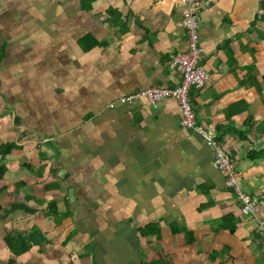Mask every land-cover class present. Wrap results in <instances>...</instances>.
<instances>
[{"label": "crops", "instance_id": "crops-1", "mask_svg": "<svg viewBox=\"0 0 264 264\" xmlns=\"http://www.w3.org/2000/svg\"><path fill=\"white\" fill-rule=\"evenodd\" d=\"M183 11L180 0H0V144L16 145L0 155V264L11 232H38L18 264H264L255 218L174 97L118 102L181 82ZM199 35L198 123L232 153L242 190L264 196V0H216Z\"/></svg>", "mask_w": 264, "mask_h": 264}, {"label": "built area", "instance_id": "built-area-1", "mask_svg": "<svg viewBox=\"0 0 264 264\" xmlns=\"http://www.w3.org/2000/svg\"><path fill=\"white\" fill-rule=\"evenodd\" d=\"M215 1L180 0L184 6L183 26L187 30L189 48L186 53L174 56L171 67L181 75V82L175 87H151L138 90L120 97L118 102L126 105L143 102L156 108L169 97H174L183 113L182 126L200 135L212 149L214 166L226 176L227 185L237 190L239 200L243 204L241 214L255 218L256 232L264 239V196L252 195L242 190L237 179L238 172L232 153L219 141L216 130L198 123L192 99V90L203 88L208 80V75L201 64L203 50L200 46L199 28L202 11L209 8Z\"/></svg>", "mask_w": 264, "mask_h": 264}, {"label": "trees", "instance_id": "trees-1", "mask_svg": "<svg viewBox=\"0 0 264 264\" xmlns=\"http://www.w3.org/2000/svg\"><path fill=\"white\" fill-rule=\"evenodd\" d=\"M252 69V68H251ZM220 141V140H219ZM221 142V141H220ZM15 144L12 143H5V144H0V155L3 157L9 154L12 149L15 147ZM264 154V152H263ZM261 156V154H258ZM255 155V156H258ZM253 154L251 155V158L254 159L256 158ZM264 156V155H263ZM7 171V166L3 161H0V178L4 175V173ZM19 206H14L13 209L18 208ZM231 233L236 232V227L229 229ZM38 232H30L28 235L20 232H11L9 233L6 238V244L11 251V256L9 260L7 261L6 264H18V257L29 252L31 248L33 247L34 244L37 245V241L35 238V234ZM142 234H149V233H154L157 234L158 230H152L148 226L147 228L143 229L141 231ZM40 245V242H39ZM149 264H154V263H149Z\"/></svg>", "mask_w": 264, "mask_h": 264}, {"label": "bare ground", "instance_id": "bare-ground-1", "mask_svg": "<svg viewBox=\"0 0 264 264\" xmlns=\"http://www.w3.org/2000/svg\"><path fill=\"white\" fill-rule=\"evenodd\" d=\"M185 28V27H184ZM200 29V28H199ZM202 64V63H201ZM197 113V112H196ZM183 120V119H182Z\"/></svg>", "mask_w": 264, "mask_h": 264}]
</instances>
